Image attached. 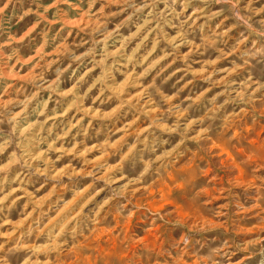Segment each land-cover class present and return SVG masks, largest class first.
I'll use <instances>...</instances> for the list:
<instances>
[{
  "label": "rangeland",
  "instance_id": "rangeland-1",
  "mask_svg": "<svg viewBox=\"0 0 264 264\" xmlns=\"http://www.w3.org/2000/svg\"><path fill=\"white\" fill-rule=\"evenodd\" d=\"M106 258L264 264V0H0V264Z\"/></svg>",
  "mask_w": 264,
  "mask_h": 264
},
{
  "label": "bare ground",
  "instance_id": "bare-ground-1",
  "mask_svg": "<svg viewBox=\"0 0 264 264\" xmlns=\"http://www.w3.org/2000/svg\"><path fill=\"white\" fill-rule=\"evenodd\" d=\"M251 184V183H250ZM180 207V206H179ZM100 209V208H99ZM127 221V220H126ZM115 223H117L116 221H115ZM128 224H130V223H128ZM127 224V225H128ZM116 226V225H115ZM118 226V225H117ZM125 226V225H124ZM123 226V227H124ZM135 226V225H134ZM127 227H129V226H127ZM114 228H116V227H114ZM124 230V229H123ZM127 231H128V228L126 229ZM100 231H102V230H100ZM126 232V231H125ZM99 233V232H98ZM109 233H111L110 231H109ZM118 233V232H117ZM100 234H102V233H99V237H100ZM105 234V233H104ZM103 234V235H104ZM108 238V237H107ZM123 238V236L121 237V239ZM100 239V238H99ZM137 239V238H136ZM143 239H145V237L143 238ZM75 240V239H74ZM108 240H109V242H110V247H108V248H106V246H103V245H101V246H99V253H103L105 256H107V257H111V256H113L114 257V255H116V254H118L117 253V251L119 250V242L117 241V237H115V236H110L109 238H108ZM119 240V239H118ZM124 240H126V238H124ZM124 240H122V241H124ZM152 240V239H151ZM107 240L105 239V242H106ZM121 241V240H120ZM129 241H131V239L129 240ZM139 241V240H138ZM150 241V240H149ZM128 242V241H127ZM80 243V242H79ZM131 244V243H130ZM80 245V244H79ZM79 245H77V246H79ZM128 245H129V243H128ZM75 247V246H74ZM131 247V246H130ZM71 248V247H70ZM73 248V247H72ZM80 248V247H79ZM135 248V247H134ZM147 248V247H146ZM128 250V249H127ZM133 252V251H132ZM73 254H71V256H72ZM83 251L81 250V248L80 249H76V250H74V257H75V259L77 260V259H80V258H83ZM122 255V254H121ZM126 255V253L124 254V256ZM90 256V255H89ZM101 257H102V255H101ZM115 257H117V256H115ZM128 257V256H127ZM74 259V260H75ZM86 259H88V258H86ZM112 259V258H111ZM118 259V258H117ZM120 259V258H119ZM73 260V259H72ZM85 260V259H84ZM91 260V259H90ZM115 260H116V258H115ZM130 260V259H129ZM145 261V260H144ZM82 262V261H81ZM88 262H89V259H88ZM111 261H110V259H103V261H102V263L103 264H109ZM119 262V261H118ZM117 262V263H118ZM125 262V261H124ZM70 263V262H69ZM68 263V264H69ZM75 263V262H74ZM87 263V262H86ZM90 263V262H89ZM116 263V262H115ZM84 264V263H83ZM101 264V263H100Z\"/></svg>",
  "mask_w": 264,
  "mask_h": 264
}]
</instances>
